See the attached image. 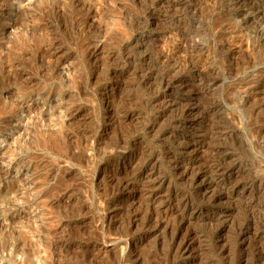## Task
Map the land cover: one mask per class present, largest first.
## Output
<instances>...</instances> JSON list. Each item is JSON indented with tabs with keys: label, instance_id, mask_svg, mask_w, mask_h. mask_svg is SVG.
I'll return each instance as SVG.
<instances>
[{
	"label": "rangeland",
	"instance_id": "1",
	"mask_svg": "<svg viewBox=\"0 0 264 264\" xmlns=\"http://www.w3.org/2000/svg\"><path fill=\"white\" fill-rule=\"evenodd\" d=\"M181 133L208 162L223 151L248 187L215 203L221 220L186 223L198 257L177 264H263L264 228L236 234L264 219V0L0 1V264H174L171 232L144 223L147 184L122 183L157 149L156 205L187 191L165 162Z\"/></svg>",
	"mask_w": 264,
	"mask_h": 264
},
{
	"label": "bare ground",
	"instance_id": "2",
	"mask_svg": "<svg viewBox=\"0 0 264 264\" xmlns=\"http://www.w3.org/2000/svg\"><path fill=\"white\" fill-rule=\"evenodd\" d=\"M1 1V0H0ZM5 1V0H4ZM185 1V0H184ZM180 2V1H179ZM4 4V3H3ZM186 5V4H185ZM155 6V5H154ZM184 6V5H183ZM146 24V23H145ZM179 31V30H178ZM178 33V32H177ZM171 34V33H170ZM174 34V33H173ZM191 34V33H190ZM172 35V34H171ZM179 35V34H178ZM178 35H175L176 38ZM187 35V34H186ZM185 35V36H186ZM165 35H163L164 37ZM169 36V34H168ZM167 36V37H168ZM174 36V37H175ZM181 36V35H180ZM173 37V38H174ZM179 37V36H178ZM187 37V36H186ZM181 38V37H179ZM184 38V37H183ZM188 38H190L188 36ZM165 39V38H163ZM180 40V39H179ZM181 41V40H180ZM183 41V40H182ZM176 42V41H175ZM191 42V41H190ZM163 43H165L163 41ZM196 43V42H195ZM181 44H184V43H181ZM180 44V45H181ZM166 45V43H165ZM179 45V44H178ZM179 45V46H180ZM189 45V43H188ZM196 45V44H195ZM189 46H192L191 43ZM161 47V46H160ZM167 47V46H166ZM172 47V46H171ZM174 47H176L174 45ZM168 48H170L168 46ZM179 48V47H178ZM193 48V46H192ZM191 48V49H192ZM197 48V47H196ZM162 49V48H161ZM165 51V49H163ZM162 50V52H163ZM172 50V49H171ZM171 50L169 49V52H171ZM176 50V49H175ZM180 50V49H179ZM159 51V50H158ZM161 51V50H160ZM164 51V53H166ZM180 52V51H178ZM177 52V53H178ZM191 52V51H189ZM157 54V53H156ZM161 54V53H160ZM163 55V53L161 54ZM193 55V54H192ZM175 56V55H174ZM184 56V55H183ZM191 56V55H190ZM162 57V56H161ZM169 56L167 55L166 53V56L165 58L163 57L164 61L165 59H167L169 61ZM176 58V57H175ZM160 59V58H159ZM162 59V58H161ZM162 59V60H163ZM183 59V58H182ZM161 60V62H163ZM166 60V61H167ZM177 60V59H176ZM187 60V59H186ZM160 61V60H159ZM158 61V62H159ZM165 61V62H166ZM171 61V60H170ZM180 61V60H179ZM163 64V63H161ZM176 64V63H175ZM170 66V64H168ZM192 65V63H191ZM196 65V64H195ZM144 66V65H143ZM162 66V65H161ZM160 66V67H161ZM165 66H166V63H165ZM174 66V64H173ZM172 66V67H173ZM180 66V65H179ZM194 66V65H192ZM191 66V67H192ZM146 67V66H145ZM171 67V66H170ZM185 67V66H184ZM188 67V66H187ZM198 67V66H197ZM165 69V68H164ZM176 69V68H175ZM179 69V68H178ZM181 69V68H180ZM190 70V69H189ZM199 71H201L199 68H198ZM162 71V70H161ZM177 71V70H176ZM175 71V72H176ZM180 71V70H179ZM146 72V71H145ZM165 72V71H164ZM169 73V72H168ZM196 73V72H195ZM193 73V74H195ZM211 73V72H210ZM135 74V73H134ZM176 74V73H175ZM192 74V75H193ZM160 75V74H159ZM169 75V74H167ZM165 75V76H167ZM198 75V74H197ZM210 75V74H209ZM136 76V75H134ZM207 76V74H206ZM144 77V76H143ZM155 78V77H154ZM171 78V77H170ZM188 78V77H187ZM167 79V78H166ZM165 79V80H166ZM177 79V78H176ZM174 80V79H173ZM179 80V79H178ZM177 80V81H178ZM186 80V79H185ZM204 80V79H203ZM161 81V80H160ZM164 81V80H162ZM171 81V80H170ZM195 81V80H194ZM167 82V81H165ZM164 82V83H165ZM199 82V81H198ZM201 82V81H200ZM137 83V82H136ZM173 83V82H172ZM171 83V84H172ZM175 83V82H174ZM180 83V82H179ZM187 83V82H186ZM190 83V82H189ZM196 83V82H195ZM168 84V83H166ZM170 85V84H169ZM174 85V84H173ZM178 85V84H177ZM183 85V83H182ZM198 86V85H197ZM175 87V86H173ZM194 87V86H193ZM165 88V86H164ZM171 89V88H170ZM176 89V88H175ZM184 89V88H183ZM193 89V88H192ZM191 89V91H192ZM196 89V88H195ZM187 90V88H186ZM185 90V91H186ZM197 90V89H196ZM157 91V90H156ZM182 91V90H181ZM195 91V90H194ZM188 92V91H187ZM158 93V92H157ZM160 93V92H159ZM162 93V92H161ZM186 93V92H185ZM154 94V93H153ZM163 94V93H162ZM106 95V94H105ZM160 95V94H159ZM164 95V94H163ZM162 95V96H163ZM185 95V94H184ZM152 96V94H151ZM191 96V95H190ZM156 97V96H155ZM187 98V97H186ZM191 98V97H189ZM188 98V99H189ZM106 99V98H105ZM164 99H167V98H163ZM169 99V98H168ZM171 100V99H170ZM178 100V99H177ZM157 101V100H156ZM159 101H162L159 100ZM157 101V103L159 102ZM173 103H174V99L172 100ZM107 102V101H106ZM155 102V101H154ZM178 102V101H177ZM181 102V101H180ZM179 102V103H180ZM186 102V100H185ZM189 102V100H188ZM187 102V104H188ZM148 103V102H147ZM160 103V102H159ZM166 103V102H165ZM170 103V102H168ZM150 104V103H149ZM153 104V103H152ZM151 104V105H152ZM178 104V103H177ZM182 104V103H181ZM197 104V103H195ZM108 105V104H107ZM110 105V104H109ZM150 105V106H151ZM164 105H167V104H164ZM176 105V104H174ZM180 105V104H179ZM113 106V105H111ZM169 106V105H168ZM188 106V105H187ZM198 106V105H197ZM165 107V106H164ZM182 107V106H181ZM181 107H180V111H181ZM114 108V107H113ZM112 108V109H113ZM137 108V107H136ZM156 108V106H155ZM159 108V107H158ZM167 108V107H166ZM170 108V107H169ZM168 108V109H169ZM175 107L173 106V109ZM184 108V106H183ZM205 108V107H204ZM107 109V108H106ZM151 109H152V106H151ZM154 109V108H153ZM176 109V108H175ZM195 109L196 107L194 105H189L186 109L183 110V113L182 115H184L183 117H188V116H191L192 117V114H194L195 112ZM199 109V108H198ZM114 110V109H113ZM112 110V111H113ZM155 110V109H154ZM161 110V109H160ZM167 110V109H166ZM171 110H172V107H171ZM179 110V108L177 109ZM204 110V109H203ZM203 110H201L203 112ZM129 111V110H128ZM162 111V110H161ZM175 111V110H174ZM114 112V111H113ZM119 112V111H118ZM127 112V111H126ZM130 112V111H129ZM152 112V111H150ZM171 112V111H170ZM182 112V111H181ZM199 112V110H198ZM160 113V112H159ZM164 112H161L160 115H162ZM176 113V112H175ZM201 113V112H200ZM150 114V113H149ZM148 114V115H149ZM152 114V113H151ZM203 114V113H202ZM155 115V113L153 114V116ZM181 115V113H180ZM195 115V114H194ZM111 116V115H110ZM179 116V115H177ZM176 116V117H177ZM200 116V114H199ZM162 117V116H161ZM189 118V117H188ZM172 119V118H171ZM184 119V118H183ZM150 120V119H149ZM152 120V119H151ZM160 120V119H159ZM180 120V119H179ZM158 121V119H157ZM181 121H184V120H181ZM151 122V121H150ZM153 122H156V121H153ZM152 122V123H153ZM171 122V121H170ZM148 123V122H147ZM150 123V124H152ZM173 123V122H172ZM175 123V122H174ZM177 123V122H176ZM149 124V123H148ZM149 124V125H150ZM170 124V123H169ZM153 125V124H152ZM157 125V124H156ZM172 125V124H171ZM170 126V125H169ZM182 126V125H181ZM153 127H156L155 125ZM186 127V125H185ZM145 128V127H144ZM169 128V127H168ZM171 128V127H170ZM152 129V128H151ZM150 129V130H151ZM165 129V128H164ZM182 129V127L180 128ZM167 130V129H166ZM169 130V129H168ZM172 131V130H171ZM222 131V130H221ZM162 133V131H160ZM174 132V131H173ZM171 132V133H173ZM195 132V131H194ZM160 133V134H161ZM169 133V132H168ZM163 135H165L166 133H162ZM176 134V133H175ZM174 135V134H173ZM182 133L181 134H178V136L174 137L173 139V144L175 145V147L173 148L174 150V153L172 154L171 158H169V160H165L168 161V171H171L172 173H174L175 175H177L176 177L179 179V180H184L185 182H187V187H188V190L187 191H184L186 190V188H183L184 190H181V189H176V190H172L170 191L167 195V198L168 199V203L166 204L165 208L163 210H161V208L158 207V205H156L157 203V193L159 192V188H161V184H163L165 182V178L163 177H160V181L159 183L156 185V182H155V173L156 171L158 172L159 170V165L157 166L158 163H156L157 161V153L153 150L150 151V153L148 154L145 162L143 163V165L138 168L139 169L136 173H131V176L129 177V179H126V181H124L122 184V188H124V190H130L131 191H134L137 189V186L139 185L138 183L141 184V182H144L145 184V187H143V191L145 193V196H146V206H147V211L145 213V210H144V213L146 214V217H145V225H149V227H152V228H159V227H162L164 228L166 231L165 232H171V236L169 239V242H168V250L167 251V255L169 256V258L171 257V259L173 258L174 259V264H177V262L181 261V260H185L189 257H192V258H196L198 257V254L194 255V244H195V241H196V238L198 239L199 238V234H198V231L195 230L194 228H188L187 226V229L183 232L182 230L184 229V226H186V223H188L190 221L191 218L193 217H201L202 215L204 216L206 214L207 215H210L211 217L213 218H217L218 220H221V218L224 216L222 213V211H216L214 210V205L217 201H219L220 199H225L227 200V202H231L232 200H235L234 198H236L237 195H239L240 193L243 192L244 188L248 187V183H246V181H244V183L240 182V173H241V170L239 171L237 169V165L236 163L234 164L233 162H230L228 161L227 159V156L226 154L224 153L223 154V151L222 152V156H219L220 154L218 153V151H214L215 155H217V159L218 161H214V160H211L213 162H208L206 161V158L205 156H200L198 154V150H199V144L196 145L195 147L197 148H193V149H190V146L188 145L189 144V141H179L180 139V136L182 137ZM167 137L170 135H166ZM160 137V135H159ZM204 137V136H203ZM158 138V137H157ZM161 138V137H160ZM159 138V139H160ZM173 138V137H171ZM163 139V138H162ZM166 139V138H165ZM164 139V140H165ZM170 139V138H169ZM168 138L166 140H169ZM183 139V138H182ZM181 139V140H182ZM205 140V139H204ZM204 140L202 139L200 142L203 143ZM158 141V140H157ZM159 142V141H158ZM169 142V141H167ZM198 142V143H200ZM264 142V141H263ZM165 143V141H164ZM127 144V143H126ZM125 144V145H126ZM161 144V143H160ZM222 144V143H221ZM163 145V144H162ZM170 145V144H169ZM124 146V145H123ZM127 146V145H126ZM131 146V145H129ZM168 146V144H167ZM167 146L165 148H167ZM220 146V145H219ZM121 147V146H120ZM128 147V146H127ZM126 147V148H127ZM135 147V146H134ZM172 147V146H171ZM124 148V147H122ZM129 148V147H128ZM168 149V148H167ZM216 149V148H215ZM222 149V148H221ZM118 150V149H117ZM119 150L121 151V149L119 148ZM123 150V149H122ZM126 150V149H125ZM123 150V151H125ZM134 150V148L132 149ZM165 150V149H164ZM228 150V149H227ZM128 151V150H127ZM167 151V150H166ZM133 152V151H132ZM163 152V151H162ZM213 152V151H212ZM172 153L171 151L168 150L167 154H170ZM211 153V152H210ZM125 154V153H124ZM219 154V155H218ZM164 155V153H163ZM210 155V154H209ZM207 155V156H209ZM213 155V153H212ZM132 156V155H131ZM193 156H195L198 160L195 162L194 159L195 158H192ZM206 156V157H207ZM137 157V155H136ZM125 155L123 157V160L120 161V162H123V164H127V167L132 163L130 161V159H126L127 162L125 161ZM168 158V157H167ZM209 158V157H208ZM215 158V156H214ZM213 158V159H214ZM119 159V158H118ZM143 160L145 158H142ZM212 159V158H211ZM132 160V159H131ZM163 161V160H162ZM210 161V160H209ZM119 162V161H118ZM134 163V162H133ZM118 164V163H117ZM142 164V163H141ZM136 165V164H135ZM134 165V166H135ZM137 165H140V164H137ZM167 165V164H166ZM196 165V166H195ZM117 166V165H116ZM238 166H239V163H238ZM118 168V167H117ZM133 168V167H132ZM135 168V167H134ZM124 169V168H123ZM137 170V169H135ZM179 170H181L180 172H178ZM135 172V171H133ZM127 173V172H126ZM114 174V173H112ZM111 174V175H112ZM129 174V173H128ZM164 175V174H163ZM115 176V175H114ZM114 176H111L114 178ZM127 176V175H126ZM158 176H160V173H158ZM165 176V175H164ZM128 177V176H127ZM173 177V176H172ZM175 177V176H174ZM244 177V176H243ZM242 177V178H243ZM246 177V176H245ZM125 178V177H124ZM171 178V177H170ZM247 178V177H246ZM245 178V179H246ZM112 178H110L111 180ZM115 179V178H114ZM244 179V178H243ZM244 179V180H245ZM116 180H117V177H116ZM123 180V179H122ZM174 180V179H173ZM242 180V179H241ZM253 180V179H252ZM251 180V181H252ZM260 180V179H259ZM178 181V180H177ZM176 181V182H177ZM248 181V180H247ZM255 181V180H254ZM169 182V181H168ZM173 182V181H172ZM250 182V181H249ZM260 182V181H259ZM113 183V181H112ZM117 183H120L117 182ZM116 183V184H117ZM114 184V183H113ZM175 184V183H174ZM178 184V183H177ZM251 184V183H250ZM249 184V186H250ZM253 184V182H252ZM261 184V183H260ZM185 186V184H183ZM256 185V184H255ZM254 186V185H253ZM260 186V185H259ZM262 186V185H261ZM116 187V186H114ZM255 187V186H254ZM258 187V186H257ZM120 188V187H119ZM168 188V187H167ZM170 188V186H169ZM172 188V187H171ZM171 188L169 190H171ZM259 188V187H258ZM118 189V188H116ZM174 189V188H173ZM250 189V187H249ZM256 189V188H255ZM120 189H118L119 191ZM168 190V189H167ZM117 191V190H116ZM262 191V190H261ZM258 192V191H257ZM261 193V192H260ZM264 193V192H262ZM159 194V193H158ZM263 195V194H261ZM260 195V196H261ZM159 196V195H158ZM190 196H195L196 197V200L198 201L197 203H192L191 202V197ZM238 197V196H237ZM261 198V197H259ZM162 199V197H161ZM193 199V198H192ZM262 199H263V196H262ZM259 200V199H258ZM160 202V200H159ZM158 202V203H159ZM233 202V201H232ZM161 203V202H160ZM164 203V202H163ZM249 203V202H247ZM256 204V203H255ZM259 205V204H258ZM145 206V205H144ZM252 206V205H250ZM263 206V205H262ZM259 207V206H258ZM264 207V206H263ZM145 208V207H144ZM261 208V207H259ZM262 209V208H261ZM246 210V209H245ZM250 211V210H249ZM252 211V210H251ZM261 211V210H260ZM263 211V210H262ZM135 212V210H134ZM167 212L169 213V215L167 214ZM264 212V211H263ZM141 213V212H140ZM248 213V212H247ZM246 213V215H247ZM175 216L176 217V222L175 224L171 222H167V220H165L166 218V215L167 216ZM255 214V213H253ZM253 214H248L247 217H244V220L243 222L238 225L239 228H238V231H237V237L236 238H241L242 235L244 234V232L249 228V226L252 225L256 222V224L261 227V228H264V217L261 218L263 219V221L261 222H258V220L254 221V215ZM259 214V213H258ZM256 214V215H258ZM263 214V213H262ZM131 215V214H130ZM138 215V214H136ZM142 215H143V212H142ZM223 215V216H222ZM255 215V216H256ZM139 216V215H138ZM259 216V215H258ZM144 217V216H142ZM209 217V216H208ZM130 218V217H129ZM134 218V217H132ZM257 218V217H256ZM131 219V218H130ZM174 219V217H173ZM224 219V218H223ZM132 220V219H131ZM143 220V219H142ZM140 220V221H142ZM215 220V219H214ZM170 221V220H169ZM174 221V220H173ZM227 221V220H226ZM239 222V221H238ZM236 222V223H238ZM241 222V221H240ZM141 223V222H140ZM144 223L142 225H144ZM221 223V222H220ZM219 223V224H220ZM131 224V222H130ZM128 225H129V222H128ZM189 225V223H188ZM231 225V224H230ZM257 226V227H258ZM148 227V226H147ZM190 227V226H189ZM233 227V226H232ZM257 227L256 230H257ZM146 228V227H144ZM232 230H236V229H232ZM255 230V229H254ZM260 230V229H258ZM182 231V232H181ZM167 232V233H168ZM215 232V231H214ZM200 233V232H199ZM213 233V232H212ZM211 233V234H212ZM234 233V232H233ZM209 235V234H208ZM212 236V235H210ZM169 237V236H168ZM208 237V236H207ZM243 238V237H242ZM241 238V239H242ZM253 238V237H252ZM201 239V238H199ZM214 239V238H213ZM238 240V239H237ZM199 241V240H197ZM237 242V241H236ZM240 242V240H239ZM238 243V242H237ZM236 244V243H235ZM237 245V244H236ZM250 245V244H249ZM260 248V247H258ZM166 249V248H165ZM238 249V248H237ZM242 249V248H241ZM256 250V248L254 249ZM253 250V251H254ZM263 250V249H262ZM165 251V252H166ZM255 252V251H254ZM258 252V251H257ZM260 252V251H259ZM253 254V253H252ZM259 254L258 253V257H259ZM264 254V253H263ZM254 255V254H253ZM164 257L165 254H164ZM258 257H255V258H258ZM261 258H262V255H261ZM259 257V259H261ZM168 259V258H167ZM172 259V261H173ZM263 259V258H262ZM261 259V260H262ZM169 260V259H168ZM171 261V262H172ZM260 261V260H259ZM263 261V260H262ZM260 261V262H262ZM170 262V261H169ZM257 263V262H256ZM168 264V263H167ZM196 264V263H195ZM211 264V263H210ZM259 264V262L257 263ZM262 264V263H261ZM264 264V263H263Z\"/></svg>",
	"mask_w": 264,
	"mask_h": 264
}]
</instances>
